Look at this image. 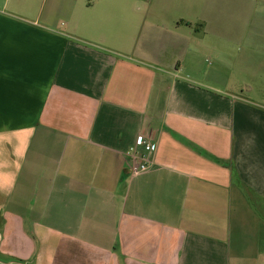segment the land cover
Instances as JSON below:
<instances>
[{
  "label": "crops",
  "instance_id": "obj_1",
  "mask_svg": "<svg viewBox=\"0 0 264 264\" xmlns=\"http://www.w3.org/2000/svg\"><path fill=\"white\" fill-rule=\"evenodd\" d=\"M0 264H264V0H0Z\"/></svg>",
  "mask_w": 264,
  "mask_h": 264
},
{
  "label": "built area",
  "instance_id": "obj_2",
  "mask_svg": "<svg viewBox=\"0 0 264 264\" xmlns=\"http://www.w3.org/2000/svg\"><path fill=\"white\" fill-rule=\"evenodd\" d=\"M156 151L157 143L139 136L135 144L125 153L128 159L134 161V164L128 165L130 174L135 176L149 172L154 167V155Z\"/></svg>",
  "mask_w": 264,
  "mask_h": 264
},
{
  "label": "rangeland",
  "instance_id": "obj_3",
  "mask_svg": "<svg viewBox=\"0 0 264 264\" xmlns=\"http://www.w3.org/2000/svg\"><path fill=\"white\" fill-rule=\"evenodd\" d=\"M211 63H213V60L210 59V58H208V59H207V64H211Z\"/></svg>",
  "mask_w": 264,
  "mask_h": 264
}]
</instances>
